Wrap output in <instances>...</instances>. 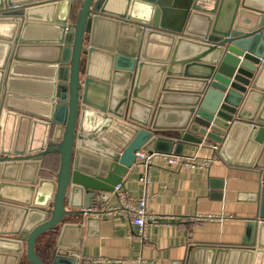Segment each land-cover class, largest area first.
<instances>
[{
  "label": "water",
  "instance_id": "obj_1",
  "mask_svg": "<svg viewBox=\"0 0 264 264\" xmlns=\"http://www.w3.org/2000/svg\"><path fill=\"white\" fill-rule=\"evenodd\" d=\"M203 144L258 209L174 264H264V0H0V264H84L136 153Z\"/></svg>",
  "mask_w": 264,
  "mask_h": 264
},
{
  "label": "crops",
  "instance_id": "obj_2",
  "mask_svg": "<svg viewBox=\"0 0 264 264\" xmlns=\"http://www.w3.org/2000/svg\"><path fill=\"white\" fill-rule=\"evenodd\" d=\"M25 72L37 80V70ZM158 154L175 155L173 148ZM193 155L213 161L200 169L170 165L161 156H154L148 165L136 158L123 177V188L130 196L141 197V180L148 175L149 208L160 222L146 226L144 240L138 239L137 228L122 216L103 215L100 221L84 225L79 251L84 264H174L185 259L191 246L237 245L244 223L254 219L258 209L260 172L226 164L210 144L186 145L181 152V156ZM57 167L56 158L54 172ZM115 204L111 193L106 205ZM206 215L217 220L196 219ZM36 252L43 258L39 244Z\"/></svg>",
  "mask_w": 264,
  "mask_h": 264
},
{
  "label": "built area",
  "instance_id": "obj_3",
  "mask_svg": "<svg viewBox=\"0 0 264 264\" xmlns=\"http://www.w3.org/2000/svg\"><path fill=\"white\" fill-rule=\"evenodd\" d=\"M154 156H161L168 164L177 165L183 168H200L205 169L211 163L212 159H202L197 155L193 156H177V155H161L158 153H144L137 152L136 158L144 164L148 165ZM144 185L143 194L141 197L135 198L130 196L122 186L117 185L113 189V195L116 198L115 205H106L103 208V215L106 216H122L129 219L133 225L137 228V237L139 240H144L145 228L147 225H156L159 221V216L153 213L149 208V177H145L141 180ZM199 221H216L217 217L213 215L197 216Z\"/></svg>",
  "mask_w": 264,
  "mask_h": 264
}]
</instances>
